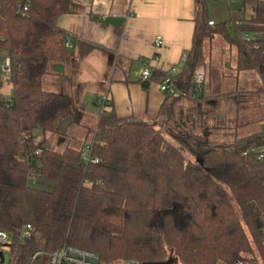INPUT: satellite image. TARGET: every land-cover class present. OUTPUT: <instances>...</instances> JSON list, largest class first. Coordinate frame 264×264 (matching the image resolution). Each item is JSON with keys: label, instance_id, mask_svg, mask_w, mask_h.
I'll return each instance as SVG.
<instances>
[{"label": "trees", "instance_id": "1", "mask_svg": "<svg viewBox=\"0 0 264 264\" xmlns=\"http://www.w3.org/2000/svg\"><path fill=\"white\" fill-rule=\"evenodd\" d=\"M71 1L0 0V52L9 58L14 86L11 98L0 93V229L34 228L31 238L16 245L17 262L64 244L93 250L105 264L170 257L181 264L259 262L264 162L244 151L264 146V130L240 134L251 123L240 122L249 105L232 102L233 92L198 100L169 96L166 116L177 134L118 116L111 104L95 118L75 94L46 90L45 78L61 75L55 66L77 71L74 50L58 25ZM244 6H253L255 15L233 10V37L227 22L210 26L204 17L174 77L178 89L192 93L202 39L216 33L236 46L238 71L256 70L264 79V0H244ZM155 76L164 78L158 70ZM66 118L72 121L63 132ZM32 177L53 186L36 187Z\"/></svg>", "mask_w": 264, "mask_h": 264}, {"label": "crops", "instance_id": "2", "mask_svg": "<svg viewBox=\"0 0 264 264\" xmlns=\"http://www.w3.org/2000/svg\"><path fill=\"white\" fill-rule=\"evenodd\" d=\"M217 3L227 5L232 16L233 0H206V6H201V0H72L58 25L66 31L67 43L74 50L77 71L72 74L62 65L63 71L56 77L62 92L75 94L82 101L91 90L97 110L98 98L108 92L118 116H134L153 124L167 119L166 108L172 98L160 90L164 78L158 79L155 70L164 77L181 72L196 34L203 29L204 17L215 24L222 22L216 19ZM237 5V11H243L246 17L255 15L254 7L244 6V0ZM158 35L163 40L159 47L155 44ZM141 59L149 62V79L142 77L145 66ZM8 61L6 53L0 52V93L11 98L14 86ZM203 98L210 99L206 85ZM84 107L91 116H100V112Z\"/></svg>", "mask_w": 264, "mask_h": 264}, {"label": "rangeland", "instance_id": "3", "mask_svg": "<svg viewBox=\"0 0 264 264\" xmlns=\"http://www.w3.org/2000/svg\"><path fill=\"white\" fill-rule=\"evenodd\" d=\"M233 2L234 4L231 9L237 10V3L241 4L242 0H233ZM216 7L219 14L218 18L216 19H218V21L227 22L230 35L232 37L235 36L236 27L230 21L231 12L227 5L223 3H217ZM246 14L247 16H250L251 14L249 7H247ZM200 31L198 34H200ZM201 50L203 54V60L200 65H204L206 69L205 85L208 98H217L219 96L218 93L223 94L227 92H233V97L231 98L232 102H238V100H240L242 103L249 105V110L243 112L240 116V122L251 123L250 125L243 127L240 131V134L247 135L248 133L264 130V79L259 76V73L256 70L240 72L236 69L237 48L231 43L230 39L225 37L223 34L216 33L212 36L205 35L202 39ZM4 76L5 73H3V77ZM3 79L6 80V77ZM44 88L46 90L55 92L63 91L62 87L60 86V81H58L56 76H48L45 78ZM4 90L8 91V86H5ZM85 95L86 97H83L82 101L80 102L86 105L88 109H93L94 111L100 112L101 114V106L98 105L99 110H97L91 90H87ZM190 100V98H185L184 102L188 103ZM221 111V104H218L217 112ZM232 121L233 120H231V122L228 121V124H231ZM154 124L162 132H166L168 130L176 132L177 134L180 132L179 129L174 126V122L168 119H160ZM34 131L37 141L41 136V131L38 127H36ZM185 153L188 157H192L189 152L185 151ZM31 184L39 188L47 189H50L53 186L50 182L33 177L31 178ZM4 254L7 260H9L8 249L4 251ZM256 255L258 261L264 263V257L258 253H256ZM173 259V264H181L177 259Z\"/></svg>", "mask_w": 264, "mask_h": 264}, {"label": "built area", "instance_id": "4", "mask_svg": "<svg viewBox=\"0 0 264 264\" xmlns=\"http://www.w3.org/2000/svg\"><path fill=\"white\" fill-rule=\"evenodd\" d=\"M27 10V7H24ZM210 26H214L215 22L210 20L208 22ZM248 35H246V38ZM68 36H66V42ZM163 43L162 36L158 35L155 38L156 46H161ZM68 44V43H67ZM69 45V44H68ZM142 64L145 66L142 77L147 79L151 76V71L149 69L148 60L141 59ZM7 68L10 70L9 61L7 63ZM173 73H177L175 68H172ZM205 80H206V69L204 65H198L194 71L193 75V88L192 93L187 94L186 91L178 89L175 85L174 77L171 74H166L162 83L160 84V90L169 96H186L191 99H200L205 90ZM111 104L110 94L104 93L98 98V105L101 106V113L106 112ZM40 154V150L35 151L34 155ZM90 146L87 145L83 150V156L85 160H90ZM244 154H254L256 159L260 162H264V146H250L245 151ZM99 160L96 159L95 162ZM34 233V228L31 224H24L22 228L17 232H10L8 230L0 229V264H19L17 262L18 256L15 253V247L17 244L25 243L29 238L32 237ZM264 246V238H263ZM8 249L9 260L5 257L4 251ZM26 264H105L102 262L100 255L89 249L81 248L71 244H64L58 248L45 252L42 249L34 251L28 258ZM123 264H142L139 260L131 258L126 260ZM233 264H264L262 262L248 263L245 261L238 260Z\"/></svg>", "mask_w": 264, "mask_h": 264}, {"label": "water", "instance_id": "5", "mask_svg": "<svg viewBox=\"0 0 264 264\" xmlns=\"http://www.w3.org/2000/svg\"><path fill=\"white\" fill-rule=\"evenodd\" d=\"M55 70L56 71H63V66L62 65H57L55 66ZM72 118H66L65 120H63L60 124V130L61 131H66V129L68 128L69 124L71 123ZM174 259L172 257H170L168 260L166 261H161V262H148L145 264H173Z\"/></svg>", "mask_w": 264, "mask_h": 264}]
</instances>
